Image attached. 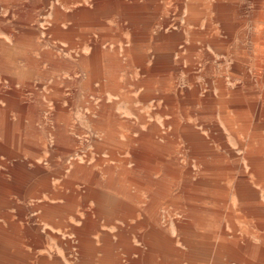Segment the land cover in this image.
Here are the masks:
<instances>
[{"label":"rangeland","instance_id":"rangeland-1","mask_svg":"<svg viewBox=\"0 0 264 264\" xmlns=\"http://www.w3.org/2000/svg\"><path fill=\"white\" fill-rule=\"evenodd\" d=\"M30 1L0 0V16L4 18L3 21H0V38H7V41L10 42L11 32L7 27L16 32V27L21 24L19 21H22V18L12 10L20 3L21 6H24L22 2H26L27 6ZM199 1L191 0L192 10L196 13ZM205 1L209 5L208 14L214 16L213 6L219 0ZM232 1L235 2L236 16L232 34H225L224 29L215 23L217 19H211L212 24L216 25L219 36L228 40L221 44L227 50L213 49L212 43L205 45L197 43L199 47L196 52L202 55L204 53L202 50L205 49L208 54L199 55L198 59L209 60L212 63L210 67L212 73L202 74L201 62L197 61V64L194 65L196 75L180 74L179 80L173 83L178 89L173 92L179 93V97L176 100L165 96L163 113L152 112L153 108L148 106L137 108L140 113H145V120L157 123L161 129L152 126L147 133L138 131L139 139L132 138L130 140L129 146L135 147L134 143L137 142L135 148H138V153L137 151L133 152L131 161L137 163L140 161L138 158L142 160L146 153L158 151L163 156V170L158 173L162 176L164 183L175 181L174 172L176 169L181 176L177 180L175 188L163 186L165 191L169 190L166 196L178 199L180 203L178 204L176 200L174 202L177 204H173L172 200L169 198L167 200V197L164 196L162 216H166V221L171 228L170 234L174 239V247L181 252H186V256L179 258L176 254L172 255L169 251L156 247L157 243L152 241L148 235L142 240L150 251L155 252L158 248L164 254L162 264H175V262L191 264L189 247H192L196 241H181L175 233L173 225L175 222L189 220L186 216L187 210L182 209L183 201H185L184 198L195 195V190H190L191 195H189L188 191L182 189L181 184H188L189 181L195 184L207 175L208 178H211L210 181L213 180L212 184L224 188V191L220 189L213 197L210 198V195L205 200L215 205L217 212L219 211V219L216 220L222 226V238L228 242L233 240L234 235H237L240 241L238 248H215L216 252H234L235 258L233 260L229 258L233 262L222 260L224 263L221 264H264V0ZM124 2L129 3L130 0H124ZM55 4L65 9L60 0H48L47 7L50 12ZM186 4V0H180L179 3H166L165 14L170 15L171 18H165L164 25L186 28L197 24V21L194 23L187 16L189 10H187ZM65 10L68 11L67 8ZM117 10L109 11L108 17L104 19V26H94L93 28L78 26L76 34L99 39L103 34H109L113 38L115 34L119 33L123 39L129 40L131 36L129 20L127 15L125 16L123 7ZM20 13L22 12L20 11ZM23 13L25 12L23 11ZM259 14H261L260 17ZM45 15L44 12H38L34 21L41 30L48 22ZM201 29H204V26ZM257 30H259L258 33ZM36 37L40 42H44V35L41 32H38ZM49 38L53 44L55 41L52 36L49 35ZM80 38L76 36L75 40H80ZM68 40L58 43L59 46L53 47V51L70 60L72 58L71 51L67 49ZM106 44L111 45L107 41L103 46ZM41 46L47 47L50 44L44 42ZM184 51V48L181 47L176 52L180 55ZM7 52L0 48V117L6 128L16 127L17 129L14 131L13 138L3 136L7 131L0 130V234L3 230L8 233H14L15 230L20 232V249L23 250L29 264H41L39 260L44 259L52 264H78L80 256L76 251L77 242L74 240V233L70 230L69 224H79L57 217L52 221L39 220V216L34 218L37 212L34 211V204H36V208H41L44 200H51L55 197L52 194H43L46 187L54 184L59 185L60 169L66 170L72 166L70 161L54 165L53 162L44 158V153L49 152L50 144L53 141L52 128L54 125L49 108L57 103L53 97L43 92L46 90L44 82L33 80L36 89L39 92L42 91L40 97H36L28 81H17L16 84L9 81L15 72L27 69L25 63L28 61L26 57L30 51L28 49L12 50L14 56L11 62L14 64L4 65L5 62H9L4 56ZM236 63L239 66H236ZM60 78L70 80L72 76L67 70H61ZM47 83L52 84V80ZM94 84L96 87L100 85L99 82ZM59 85L65 94L73 93L71 85ZM139 91L132 88L131 93L137 95ZM166 93L168 92L165 91ZM105 94L110 96L108 92ZM63 100L66 105L73 106L70 110L72 121L70 133L73 137L71 154L76 157L78 154H84L93 149L96 134L87 122L86 108L81 107L80 101L77 99L76 102L71 103L70 99ZM91 101L94 103L95 100L86 99V103H83L84 106L92 109L94 105ZM34 105L41 113L38 114L37 120L34 119L33 113L25 115L18 113L22 107L33 108ZM127 110L124 104L117 105L115 108V111L121 116H126ZM133 115L135 116L133 112L129 113V116ZM29 134L34 135L41 142L38 150L35 147L34 151L38 154L34 156L28 153L32 146L26 145L31 141V138L28 137ZM157 134L159 135L158 141L155 139ZM251 147L253 151L249 149ZM198 152L205 154L199 156ZM47 157L49 158L48 154ZM28 158L37 159L28 160ZM238 165L242 168H239ZM135 171V169L131 170L133 177H135ZM141 174L143 172L139 171V175ZM216 174L222 175L220 182L212 178ZM140 178L139 183L144 184V178ZM202 189L207 188L198 187V192H204ZM215 203L219 206L217 207ZM29 217L34 219L27 220L26 218ZM162 220L164 218L160 222ZM104 221L106 220L98 221L99 228L110 231L112 224L110 222L112 221L108 222L110 225L101 226ZM114 222L120 223L117 220ZM210 240L212 243L216 242V240ZM66 241H70L69 249L65 248ZM94 241L96 243L95 236ZM248 244L253 252L247 251ZM198 245L204 248L203 243L199 242ZM24 249L30 254V258ZM119 252L122 264H130L129 256L125 250L119 249ZM223 253L220 256L224 257L222 259H226V254L222 255ZM97 256H95V261ZM131 256L136 257L135 254Z\"/></svg>","mask_w":264,"mask_h":264},{"label":"crops","instance_id":"crops-1","mask_svg":"<svg viewBox=\"0 0 264 264\" xmlns=\"http://www.w3.org/2000/svg\"><path fill=\"white\" fill-rule=\"evenodd\" d=\"M60 1L68 11L55 4L50 12L47 7L48 0H31L27 6L26 2H22L24 6H21V3L13 5L16 8L12 11L22 18V21H19L21 24L17 23L19 26L16 27V32L7 27L11 32L10 42L6 37L0 38V48L8 51L4 56L9 62H5L4 65L14 64L11 62L14 56L12 50L30 51L26 57L27 69L18 70L9 81L13 84L17 81H28L36 97H40L42 91L36 89L33 80L44 82L46 90L43 92L53 97L57 103L49 108L54 125L53 141L49 152L44 153V158L54 165L72 162L68 169H60L59 185H50L43 192L55 197L44 200L41 208H36L34 204V211H37L34 218L39 216V220L52 221L57 217L79 224H69L77 242L76 251L80 256L78 264H122L119 249L125 250L128 254L130 264L149 262L162 264L164 254L158 248L155 252L150 251L142 240L147 238L150 224L153 221L161 223L160 220L163 218L164 188L161 184H147L148 169L151 166L155 167V173L151 177L162 178L158 172L163 168V156L158 151L149 152L142 160L138 158L140 161L133 163L131 159L133 152L138 150L135 148L137 142L134 143L135 147L129 146L132 138L139 139L138 131L147 133L152 126L159 130L161 127L153 121L145 120V113H140L137 108L148 106L153 108L152 112L163 113L165 96L178 100L179 93L173 92L178 89L173 83L179 80L180 74L196 75L194 65L197 61L201 62L202 74L212 73L210 72L212 63L209 60L198 59L200 54L196 52L199 47L197 43L203 45L212 43L213 49L227 50L221 44L228 40L219 36L211 19H217L215 23L224 29L225 34H232L236 24L235 2L227 0L226 4L223 0L217 1L213 6L215 15L211 16L207 12L209 8L207 1H199L196 13L192 10L191 0H186V8L189 10L187 16L194 23L196 21L198 23L186 28H174L164 25V19L171 18L165 14V4L179 3L180 0H130L129 3H125L124 0ZM120 7L125 10L131 27L129 40L123 39L119 33L113 38L109 34H103L99 39L76 34L78 26L88 28L104 26V19L108 17L109 11L119 10ZM20 11L25 13L22 14ZM38 12H44L46 14L44 17L48 20L42 30L34 23ZM3 20L4 18L0 16V21ZM203 26L204 29H201ZM38 32L44 35V42L50 46H41L44 42L37 40ZM49 35L55 41L53 44ZM76 36L81 37L80 40H75ZM66 39H69L67 49L71 51L70 60L53 51V47L57 48L58 43ZM107 41L111 45L103 46ZM181 47L185 51L179 55L176 51ZM202 52L208 55L205 49ZM204 53L200 56H205ZM235 65L239 66L238 63ZM61 70L70 72L72 79L60 78ZM49 80H52V84L47 83ZM95 82L100 83L99 87L95 86ZM59 84L71 85L73 93L65 94ZM131 87L140 90L139 93L137 95L131 93ZM165 91L168 93L165 94ZM106 92L110 96H107ZM89 98L95 100L94 103L91 101L94 105L92 109L83 104ZM63 99H70L71 103L77 99L80 101L81 107L86 108L87 122L96 134L93 149L76 157L71 154L73 137L70 133L72 126L70 110L73 106L66 105ZM97 99L100 100L96 101ZM120 104H124L128 109L126 116H121L115 111L116 106ZM19 110L18 113L22 115L33 113L36 120L38 114H41L35 105L33 108L25 106ZM130 112L135 116H129ZM4 129L7 133L3 136L7 138L15 136L14 131L17 128H6L0 117V130ZM28 137L31 141L26 145L33 148H30L28 153L34 156L38 154L34 149L36 147L38 150L41 142L32 134ZM155 139L158 141V134L155 135ZM35 159L37 158H28ZM132 169L136 170L135 177L131 175ZM139 171L143 174L139 175ZM140 177L144 178V184L139 183ZM174 201L176 200H173V204L180 203ZM215 207L211 203L201 201L184 203L182 209L205 214L188 216L189 220L210 223L213 217L208 216L206 212L209 213ZM34 218L26 219L32 221ZM100 219L106 220L101 226L110 225L108 222L112 221L110 231L99 228ZM115 220L120 223L114 222ZM201 231L208 239H205L204 248L198 245L200 241H196L192 246L191 264H221L224 263L222 260L233 262L234 252H216L215 248L220 247V242L212 243L209 238L210 227L204 226ZM19 234L17 230L14 233L4 230L1 232L0 264H29V260L20 249ZM65 243V248L69 249L70 241ZM221 253L226 254V259H222L224 257L220 256ZM27 254L30 258V254L28 252ZM132 254L136 257L133 258ZM39 261L41 264H52L46 259Z\"/></svg>","mask_w":264,"mask_h":264},{"label":"bare ground","instance_id":"bare-ground-1","mask_svg":"<svg viewBox=\"0 0 264 264\" xmlns=\"http://www.w3.org/2000/svg\"><path fill=\"white\" fill-rule=\"evenodd\" d=\"M245 109V108H244ZM249 111V110H248ZM260 112V111H259ZM255 113V112H254ZM163 144V143H162ZM161 148V147H160ZM251 151H253V148H249ZM199 151V150H198ZM202 151V150H201ZM177 154V153H176ZM196 154V153H195ZM205 153L204 152H198L197 155L201 156V155H204ZM251 162V161H250ZM201 165V164H200ZM204 165V164H203ZM207 165V164H206ZM222 165V164H221ZM228 165V164H227ZM205 166V165H204ZM239 168H242L238 165ZM162 169V168H161ZM163 170V169H162ZM161 170V171H162ZM254 170V169H253ZM260 170V169H259ZM152 171V172H151ZM181 171V169H180ZM133 172V171H132ZM184 172V171H183ZM186 172H189V171H186ZM199 172V171H198ZM204 172V171H203ZM228 172V171H227ZM155 173V167L154 166H151V168L149 167L148 169V176H147V184L148 185H166L168 188H175L177 186L176 183H178L177 180H179V178L181 177L179 175V172L176 171L174 172V179L175 181H170V182H166L164 183V180L161 179H152L150 176L152 174ZM191 173V171H190ZM221 173V172H220ZM223 173V172H222ZM198 174V173H197ZM132 175V174H131ZM187 175V174H186ZM207 175V174H205ZM133 176V175H132ZM160 176V175H159ZM199 176V175H198ZM260 176V175H258ZM262 176V175H261ZM209 176H203V179L202 180H199L198 182H196L195 184L193 183H189L188 184H181V187L184 191H189L190 190H195V195H192V196H188L185 199V201H183V203H191V201H196V202H201V201H205L206 198H208L210 195V198L213 197L217 191H219L220 189H222V191H224V188L223 187H220V186H217L215 184H212L211 181L213 180H209L211 178H208ZM211 177V176H210ZM202 178V177H201ZM213 179H217L218 182L221 181L222 179V175L221 174H216L214 175V177H212ZM236 178V177H234ZM186 179V178H184ZM225 180V179H224ZM215 181V180H214ZM237 182V181H236ZM244 182V181H243ZM198 187H205L207 189H202L204 192H198ZM164 188V187H163ZM178 189V188H177ZM176 189V190H177ZM186 189V190H185ZM164 193H163V196L162 198L164 199L166 195H168L167 193H169V190H166L163 189ZM247 191V190H246ZM253 191V190H252ZM189 195H191L189 193ZM223 196V195H222ZM226 196V195H225ZM167 197V200L169 198V200H175L173 197ZM209 198V199H210ZM189 199V200H187ZM191 199V200H190ZM154 200V199H153ZM177 201H179L178 199H176ZM180 202V201H179ZM248 202V201H247ZM221 211V210H220ZM219 212V211H218ZM216 208H213L212 210L208 212H206L207 214H209L208 216H211L213 217L214 221L210 222V223H204V222H201V221H197V222H193V221H190V220H182V221H179V222H175L174 223V230H175V233L177 234V236L179 237V239L181 241H200L201 243L205 244V239H208L207 238V235L206 234H203L201 229L204 227V226H207V227H210L211 228V234L209 235V238L213 239V240H216L220 242V247L217 246V248H238L240 246V241L238 239V236L237 235H234L233 236V240L231 241H228L226 242L225 240H223L222 238V226L220 225V223L216 220L219 218V214H218ZM187 215L186 216H191V215H205L204 213H201L199 211H187L186 212ZM257 215V214H256ZM164 220H162L161 223H157L155 221H153L151 224H150V230H148V236L149 238L152 239V241L156 242L157 245L156 247H159V248H162L164 251H169L170 253L173 254H176L179 258L181 257H184L186 256V252H181L180 250L176 249L173 245L174 243V239L172 238L170 232H171V228L169 226V224L167 223L166 221V216H163ZM210 233V232H209ZM195 238H198L197 240ZM260 238V237H259ZM257 239V238H256ZM261 239V238H260ZM223 240V241H222ZM215 245V244H214ZM216 246V245H215ZM250 245L248 244L247 246V251H251L253 252L252 250H250L251 247H249ZM192 247H189V251ZM201 250V249H200ZM190 253V252H189ZM260 263V262H259ZM175 264H178L175 262Z\"/></svg>","mask_w":264,"mask_h":264}]
</instances>
